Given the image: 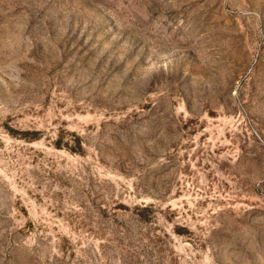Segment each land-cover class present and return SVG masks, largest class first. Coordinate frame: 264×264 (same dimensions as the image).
<instances>
[{
	"label": "rangeland",
	"instance_id": "rangeland-1",
	"mask_svg": "<svg viewBox=\"0 0 264 264\" xmlns=\"http://www.w3.org/2000/svg\"><path fill=\"white\" fill-rule=\"evenodd\" d=\"M0 264H264V0H0Z\"/></svg>",
	"mask_w": 264,
	"mask_h": 264
}]
</instances>
